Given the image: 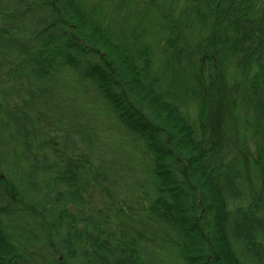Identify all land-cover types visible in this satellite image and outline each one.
<instances>
[{"label":"trees","instance_id":"obj_1","mask_svg":"<svg viewBox=\"0 0 264 264\" xmlns=\"http://www.w3.org/2000/svg\"><path fill=\"white\" fill-rule=\"evenodd\" d=\"M7 142L0 264H264V0H0Z\"/></svg>","mask_w":264,"mask_h":264},{"label":"rangeland","instance_id":"obj_2","mask_svg":"<svg viewBox=\"0 0 264 264\" xmlns=\"http://www.w3.org/2000/svg\"><path fill=\"white\" fill-rule=\"evenodd\" d=\"M101 42L104 43L103 41H101ZM75 94L77 95L76 97H78V98H74L73 97L74 99H77L76 103L73 106H77L78 109H79V112H80V116L77 118L75 123H78V121H80L81 124L85 125V122H86V119H87L86 114H87V112H91V111H89V109L93 105L90 102V100L86 97V95L83 92H80V87L79 86L76 87ZM73 109L77 110V108H73ZM104 120L106 121V119H104ZM107 132H108L107 136H108L109 142L112 144V146L114 148H116V149L119 148L120 147V143H121L120 140H121L122 136H125V135L123 133H121V135H119L117 132L111 131V130H108ZM8 146H9L8 142L6 143L5 146H0L1 154H3V155L5 154V148H7ZM3 161L4 162H8V157L5 156V159ZM26 169L27 168H25V170ZM28 173H29V170L27 169L26 172H25V176H28L29 175Z\"/></svg>","mask_w":264,"mask_h":264}]
</instances>
